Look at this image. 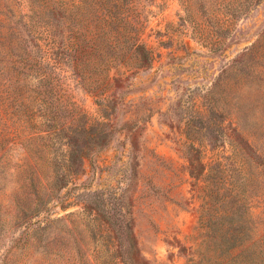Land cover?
I'll use <instances>...</instances> for the list:
<instances>
[{
	"label": "rangeland",
	"instance_id": "1",
	"mask_svg": "<svg viewBox=\"0 0 264 264\" xmlns=\"http://www.w3.org/2000/svg\"><path fill=\"white\" fill-rule=\"evenodd\" d=\"M263 34L264 0H0V264H123L130 237L138 264H216L203 238L216 188L239 194L251 224L235 255L264 258V160L234 131L264 157V57L245 56ZM114 90L119 131L61 187L59 134L105 122ZM190 145L207 166L198 183Z\"/></svg>",
	"mask_w": 264,
	"mask_h": 264
},
{
	"label": "trees",
	"instance_id": "2",
	"mask_svg": "<svg viewBox=\"0 0 264 264\" xmlns=\"http://www.w3.org/2000/svg\"><path fill=\"white\" fill-rule=\"evenodd\" d=\"M119 19V17L111 15L108 18L109 21H106L105 26H117ZM260 46H264V44L259 45L258 41L253 43L252 46L248 48L245 56L252 59H256L257 56L264 57V47L261 49L262 53H259ZM133 47L136 57L138 58L137 67H149L151 65L150 51L147 50L144 44L139 42H136ZM119 57L120 56L116 54L112 59L116 60ZM246 65L250 68L248 62ZM258 69L260 68L252 64L251 71ZM123 80L122 78H115L114 89L121 87ZM116 108L117 103L114 90L105 98V122L89 125L87 121L80 129L64 128L62 130L64 134H59L60 140L64 142V148L66 147L64 157L65 164H63V166L67 171V174H64L62 177L61 181L63 182L62 186L60 184L61 187L66 185V181L63 179L67 178L68 175L74 176L77 174L78 170L80 171L83 169L85 158L88 156L89 151H97L104 147L106 148L112 143L115 133L119 131V128H116L115 125L114 114L116 113ZM93 126H100L101 131L95 135L90 134L87 130ZM124 129L128 131L130 133L129 136L133 138L141 132L140 126H133L129 122L125 124L123 130ZM234 131L237 134V146L240 150L246 152L252 159L257 160L259 164L263 163L262 160H264V157L260 154L261 152L259 153L258 147L250 142L249 138H247L239 128H235ZM186 159L188 161L189 175L198 183L204 177L207 170L201 149L194 145L188 146ZM208 196L211 200L206 202L205 208H207V214L214 217V220H209L207 223L203 224V230L205 231L203 238L205 240L204 242L212 246L217 253L213 262H216V264H264V258H261L259 255H244L242 252L235 255L236 250L242 248L249 242L252 232L249 218L247 219V215H245L247 214V211H245V203L241 197H238L239 194L233 196L232 193L229 194L226 193V191L221 192V188H216ZM228 198L231 200L228 201ZM127 243H129L127 246L128 248L121 256L122 263L138 264L140 261L147 263L141 254H137V247L134 239L130 237ZM198 255L200 256V254ZM202 256L203 259L207 257L204 254Z\"/></svg>",
	"mask_w": 264,
	"mask_h": 264
}]
</instances>
